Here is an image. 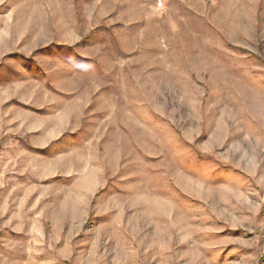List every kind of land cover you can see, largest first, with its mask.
I'll return each mask as SVG.
<instances>
[{"label":"rangeland","instance_id":"rangeland-1","mask_svg":"<svg viewBox=\"0 0 264 264\" xmlns=\"http://www.w3.org/2000/svg\"><path fill=\"white\" fill-rule=\"evenodd\" d=\"M0 264H264V0H0Z\"/></svg>","mask_w":264,"mask_h":264}]
</instances>
